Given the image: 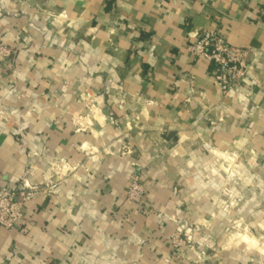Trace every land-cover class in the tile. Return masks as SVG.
I'll use <instances>...</instances> for the list:
<instances>
[{
  "label": "crops",
  "instance_id": "obj_1",
  "mask_svg": "<svg viewBox=\"0 0 264 264\" xmlns=\"http://www.w3.org/2000/svg\"><path fill=\"white\" fill-rule=\"evenodd\" d=\"M207 30L250 50L237 99L188 50ZM0 44L19 50L0 60V98L14 115L0 118V185L37 184L28 166L68 163L57 193L30 202L19 228H0V264H166L188 212L207 222L220 206V181L194 166L208 159L202 143L210 161L244 160L251 190L264 191V0H0ZM135 175L147 186L141 204L125 198Z\"/></svg>",
  "mask_w": 264,
  "mask_h": 264
},
{
  "label": "rangeland",
  "instance_id": "obj_2",
  "mask_svg": "<svg viewBox=\"0 0 264 264\" xmlns=\"http://www.w3.org/2000/svg\"><path fill=\"white\" fill-rule=\"evenodd\" d=\"M18 51L17 48L0 44V60L11 63ZM92 97L93 95H83V98H86V102H90L89 104L93 103L91 101ZM30 112L41 114V111L35 108H31ZM78 115V112L72 114L74 122L82 116L81 114ZM13 116V113L9 111V108L4 102V98H0V118L8 121ZM75 128L79 130L78 127ZM201 147L208 155V163L207 160H199L194 163V166L198 164L196 171H200L203 178L210 179V177H213L220 181L222 187L219 191L220 206L218 207V214L215 212L216 216H211V219L207 222H192L191 214L188 212L189 216L182 223L179 222V227L174 228L171 234L173 232H180L183 240L178 257L182 255L185 249H195L199 253L195 257L194 264H205L208 259L210 262L213 259L218 260L219 264H230L231 262L238 264L236 262L237 259L226 256L225 253L234 254V257L240 256L241 260L246 258V264H254L256 261L264 264V191L251 190L255 178L244 174V171H242L244 160H239L237 156L235 157L233 155L221 157L216 154V156L212 155L214 157L210 161V153L212 152L210 144L202 143ZM50 164L48 163L47 166L46 163L28 166L26 173H34V175L39 173L42 178L44 175L53 174L54 178L59 183H62L60 172L68 166V163L64 159H61L54 164L55 168L49 167ZM246 164L254 166V160L247 158ZM223 166H226L225 173H223ZM71 169L72 167L69 166L65 172L68 171L71 173ZM212 169L213 176L210 174ZM55 171H58V173ZM135 177H139L144 182L140 175H135L128 182V186ZM127 191L125 198L128 201ZM153 209L152 207L147 208L150 213H152ZM224 213L227 217L229 216V220L225 223H221V221L217 222L219 215ZM213 230L218 232V236L214 240L211 238V232ZM207 232H210V239H206ZM171 256L172 254L169 257Z\"/></svg>",
  "mask_w": 264,
  "mask_h": 264
},
{
  "label": "built area",
  "instance_id": "obj_3",
  "mask_svg": "<svg viewBox=\"0 0 264 264\" xmlns=\"http://www.w3.org/2000/svg\"><path fill=\"white\" fill-rule=\"evenodd\" d=\"M188 50L196 58L214 65L213 84L223 96L237 99L248 93L247 77L250 70L248 48L226 42L220 30H207L188 46ZM59 185L53 174L44 175L37 184H32L25 178L14 189L0 185V228L7 230L19 228L22 225L25 207L40 196L57 193ZM146 194V183L135 177L128 186V201L141 204ZM152 208H154L152 213L162 220L163 213L156 207ZM182 244L180 232H173L170 236L172 256L167 258L166 264H171L172 260L179 256Z\"/></svg>",
  "mask_w": 264,
  "mask_h": 264
}]
</instances>
